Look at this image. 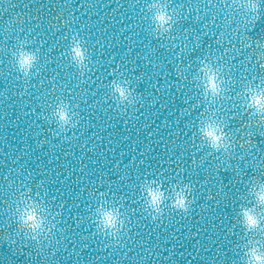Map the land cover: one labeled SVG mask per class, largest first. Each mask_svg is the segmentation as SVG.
Here are the masks:
<instances>
[{
  "label": "snow or ice",
  "instance_id": "obj_1",
  "mask_svg": "<svg viewBox=\"0 0 264 264\" xmlns=\"http://www.w3.org/2000/svg\"><path fill=\"white\" fill-rule=\"evenodd\" d=\"M262 15L264 0H0V264H252Z\"/></svg>",
  "mask_w": 264,
  "mask_h": 264
},
{
  "label": "clouds",
  "instance_id": "obj_2",
  "mask_svg": "<svg viewBox=\"0 0 264 264\" xmlns=\"http://www.w3.org/2000/svg\"><path fill=\"white\" fill-rule=\"evenodd\" d=\"M246 0H237V3L243 4ZM126 87V86H125ZM249 102L257 111V115L260 112H264V94H261L259 89L254 85L249 93ZM209 133H214V129L209 128ZM254 250H249L248 256L252 260V264H264V249L255 247Z\"/></svg>",
  "mask_w": 264,
  "mask_h": 264
},
{
  "label": "water",
  "instance_id": "obj_3",
  "mask_svg": "<svg viewBox=\"0 0 264 264\" xmlns=\"http://www.w3.org/2000/svg\"><path fill=\"white\" fill-rule=\"evenodd\" d=\"M20 2L24 3L26 2V0H20ZM21 10L22 9L20 8L17 9V11H21ZM248 34L249 36L252 37L253 41L257 39H264V15H262L261 18L255 22V24L250 26ZM144 86L145 85L141 83L139 87L142 89ZM4 147H5V144L2 141H0V148H4ZM8 256H11V250L9 249L8 245L6 243L0 244V257H8ZM13 259L15 261H20L22 258L20 256H15L13 257Z\"/></svg>",
  "mask_w": 264,
  "mask_h": 264
}]
</instances>
